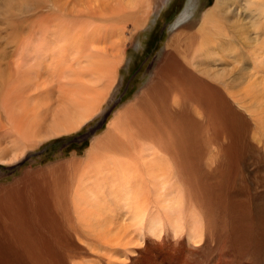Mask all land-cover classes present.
Segmentation results:
<instances>
[{"label":"bare ground","instance_id":"bare-ground-1","mask_svg":"<svg viewBox=\"0 0 264 264\" xmlns=\"http://www.w3.org/2000/svg\"><path fill=\"white\" fill-rule=\"evenodd\" d=\"M37 2L39 7L43 5L46 15L33 20L29 34L18 35L12 31L13 35L7 41L13 44L12 48L0 50V164L4 165L18 163L26 150L44 140L77 131L96 114L106 91L116 80L117 66L124 53L122 33L127 23L135 30L147 24L154 13L156 0ZM26 3L33 4L28 0ZM55 14L57 16L54 18ZM178 35L165 46L163 61L137 100L116 114L107 130L85 150L83 157L67 162V166L77 171L74 183L68 185L70 187L65 186L61 178L54 182L56 177L62 176L56 171L64 168L66 162L63 161L46 167L44 171H25L20 179L23 187L17 189L31 192V196L34 191L35 194L41 191L39 180L44 174V187L52 178L45 192L42 189V195L37 193L40 195L36 197L37 200L31 196L27 199V195V200L22 201L19 194L14 195L16 198L8 195L0 199V222L3 226L6 224L4 231L7 235L20 231L21 237L11 245L9 242L3 245L0 241V263L7 264L6 256H12L11 251L20 260L21 255L30 259V252H38L35 242L29 240L33 239L29 236L31 234L18 228L23 225V218L31 217L34 220L36 209L42 207L47 213L60 214L65 221H69L72 211L78 222L75 227L66 224L63 229L67 233L70 234L73 229L79 232L76 228L87 229V233L99 237V243L108 250L113 251L117 245L120 246L121 249L117 251L121 255L132 251L129 250L132 249L130 246L136 244L137 239L129 237L125 230L121 232L120 228L108 231L107 227L116 221L113 212L116 211V215L120 213L122 218L121 214L129 218V223L125 221L126 225L129 224L136 232L138 239L144 233L143 228L155 238L161 236L168 225L177 222L180 225L185 218L181 195L175 196L181 181L180 172L176 167L172 168L170 161L174 159L169 160L166 151L172 147L181 148L178 146L180 141L186 142L188 148L190 145L194 148L196 139L193 131L204 123L213 132H221L228 140L230 135L223 130L222 121L217 118L222 117L229 124L232 115L236 114L233 111L242 113L245 109V101L259 100L262 94L259 86L264 73V60L259 52L261 45L264 47V43L260 45L264 40V0H215L204 13L197 35L184 42L185 51L178 46ZM233 41L239 49L230 47V43H235ZM250 51L252 56L244 58L246 52ZM246 59L249 65H244ZM230 67L233 68L229 70ZM201 77L209 82L220 80L219 85L210 88L209 84H204L206 81H201ZM231 87V92H228ZM182 101L188 103L186 107ZM157 108L160 114L153 113ZM216 109L218 116L214 115ZM195 110L199 116L201 110L206 111L204 121L195 119ZM191 111L195 114L193 117ZM143 117L145 122L149 121L155 127L145 131V134H134V141L132 134L128 133V125L132 120L140 121ZM223 125L226 127L227 123ZM164 130L169 137L163 135ZM140 136L144 138L140 139ZM193 156L198 158L196 153ZM55 173L59 175L55 176ZM23 203L25 208L28 207L27 212L23 208L24 215L21 212ZM68 205L70 212L66 208ZM42 216L45 217L44 213ZM194 227H189L187 231L188 240L192 238L193 242V238H197V241H201V235L194 231ZM16 238H19L18 234ZM146 261L148 264H164L163 259L150 261L147 257Z\"/></svg>","mask_w":264,"mask_h":264},{"label":"rangeland","instance_id":"rangeland-1","mask_svg":"<svg viewBox=\"0 0 264 264\" xmlns=\"http://www.w3.org/2000/svg\"><path fill=\"white\" fill-rule=\"evenodd\" d=\"M26 1L0 0V43L2 44V46L0 45V50L6 51L12 48L13 44L7 42L9 36L13 35L12 31L18 35L29 34L32 31L31 24L33 20H38L41 16L46 15L45 8L43 5L39 7L38 0H28L36 5H29ZM48 1L52 2V0ZM214 1L156 0L153 6L154 13L150 15L147 24L135 30L130 23H127V28L122 33L124 53L122 52V61L117 66L116 80L110 90L106 91L105 98L96 114L77 131L44 140L34 148L26 150L24 156L13 166L0 164V199L8 197V195L13 197L18 194L19 199H22V201L31 197L38 198V196L42 195V189L45 192V187L51 184L52 178H50V182L46 183L44 187V174L39 180V187H42L41 191H36V194L34 191V194L31 196V192L27 193V191L17 189L20 186L23 187L22 184L24 183L20 179L25 171H38V169L44 171L46 167L63 161L66 162V165L63 164V167L67 169L64 170L62 167L63 172L62 170L56 171L60 175L62 174V176L56 177L54 182L61 178L60 181H64L65 186H71L76 178L75 175L77 176V171L70 165L67 166V162L77 160L79 159L78 157H83L85 150L95 138L107 130L116 114L137 100L139 95L148 86L158 65L163 61L162 55L165 52V46L177 34L180 37L178 39V46H180V50L185 51L184 42L197 35L203 15L212 7ZM158 5L160 7L156 8ZM56 16L57 14L53 17L55 18ZM11 26L14 28L12 29ZM262 36L264 39V35ZM4 41H6V44ZM263 43L264 40L260 42V45ZM3 44L9 46L6 47ZM230 45L233 49H239L236 42L234 44L230 43ZM259 52L264 60V47L262 45ZM246 53L245 57L243 56L244 58L252 56L251 51ZM235 63L239 64L237 61ZM249 64L250 62L247 59L244 60V65ZM232 68L230 67L229 70ZM247 76H249V73ZM200 79L201 81H208L206 78L201 77ZM261 81L262 83L259 87L262 94L259 95V100L257 99L259 104L257 105L256 100L248 99L245 101V109L242 110V113L245 115L244 117L239 116L241 112L233 111L236 114L232 115L229 124L222 117H220L221 119L217 118L219 121H222L223 130H226V133L230 135L228 137L229 144L221 132H213L214 130L212 131V128L208 127L207 123H204L193 131L194 138L196 139V146L194 148L191 145L188 148L186 142L182 143L180 141L178 146H182L181 148L172 147L171 149H167L166 152L169 154L167 158L169 160L171 158L174 159V161H170L172 168L176 167L180 172L181 181L178 183V190L175 196L181 195L183 214L189 220L183 218L180 221V225L178 224L179 222L168 225L167 229H164L166 231L161 236L155 238L149 231L143 228L142 233H144L138 239L136 232L129 227V224L126 225L129 223V218L121 214L123 215L122 218L119 216L120 213L116 215V211L115 213L113 212L112 216L116 217L114 218L116 221H114V225L112 224L111 227H107L108 231L111 232L110 230H114V228H120L121 232L125 230L129 237L137 239L136 244L130 246L132 249L129 250L132 251L121 255L117 251L121 249L120 246L117 245L113 251L108 250L102 243H99V237L97 238L94 235L92 237V235L87 233V229L76 228L79 232L73 229L70 231V234L69 232L67 233L63 227L66 228V224L68 223L75 227L78 222L77 216L71 211L70 205L66 207L69 209V212L71 211L69 221H67L68 219L66 221L62 219L60 214L58 216L53 215V213H47L46 209L42 207L36 209L37 211L35 210L37 216L33 217L34 220L31 217L26 218L24 216L25 218L22 221L24 223L18 228L31 234L29 236H32L33 239L29 240L35 242V248L38 252L35 254L30 252L32 254L29 256L30 259L28 256L21 255L22 259L20 260L11 251L10 255L12 256L7 257L5 254L7 264H146L147 257L150 261L163 259L164 264H264V73H262ZM206 82H204L206 86L209 84L210 88H215L216 84L219 85L220 80L218 82L213 80ZM232 87L228 92H231ZM256 90L259 93L258 86ZM223 93L225 94V92ZM182 103L184 106L188 104L185 101H182ZM255 104L261 107L258 108ZM233 108L236 109L235 105H233ZM154 110L155 112L153 113L160 114L161 112L158 108ZM205 112L201 110L199 116L196 111L195 119L204 121ZM193 115L195 114L191 111V116L193 117ZM214 115H219L217 109ZM199 120L198 122H200ZM100 122L102 123L99 124ZM225 122L227 123L226 127L223 125ZM171 125L169 124L168 126ZM154 127L155 125L153 126L149 121L145 122L143 117L140 121L132 120L130 122L128 133L129 135L132 134L133 139L135 137L134 134L140 135L150 128L154 129ZM91 129H94L92 130L93 132H91ZM216 130H219V128H216ZM174 133L175 135L177 134L176 129ZM85 134L87 136L82 139V136ZM163 135L169 137L165 130ZM139 138L143 139L144 137L140 136ZM135 139L133 140L136 141ZM137 142L138 145H141L139 140ZM227 145L230 147H227ZM177 153L180 154L177 155ZM195 153L198 158L193 156ZM170 154L174 155L171 156ZM176 161L178 162L175 164L178 166L173 163ZM45 173L50 172L45 171ZM57 173H55V176L59 175ZM66 181L67 183H65ZM39 187L37 190H39ZM47 189L49 190V188ZM37 193L40 195H37ZM26 196L28 197L27 199ZM23 205L22 214L25 212L24 209L26 212L28 210V207L25 208L24 203ZM150 209L152 210V208ZM185 209L186 211H184ZM43 213L45 217L42 216ZM51 215H53V218H50ZM199 216L204 217L199 218ZM125 221L128 222L126 223ZM120 223L123 224L124 228ZM197 223L198 225H196ZM4 226L0 222L1 243L3 245H6L8 242L10 245L13 242L17 243L21 238L20 231L7 235L3 229ZM191 226L194 227L195 232L200 233L201 237L199 239L201 241H197V238H193V242L191 241L192 238L188 240L187 231L192 228ZM179 233L181 234L179 235ZM17 234L19 238H16ZM190 241L192 243H189ZM191 244L193 247H191ZM116 256H118L117 260ZM14 257L15 260H13Z\"/></svg>","mask_w":264,"mask_h":264},{"label":"water","instance_id":"water-1","mask_svg":"<svg viewBox=\"0 0 264 264\" xmlns=\"http://www.w3.org/2000/svg\"><path fill=\"white\" fill-rule=\"evenodd\" d=\"M101 123H102V122H100L99 124H101ZM92 130H94V129H91V132H93ZM86 136H87L86 134L83 135V136H82V139H84Z\"/></svg>","mask_w":264,"mask_h":264},{"label":"crops","instance_id":"crops-1","mask_svg":"<svg viewBox=\"0 0 264 264\" xmlns=\"http://www.w3.org/2000/svg\"><path fill=\"white\" fill-rule=\"evenodd\" d=\"M239 116L244 117L245 115L243 113L239 114Z\"/></svg>","mask_w":264,"mask_h":264},{"label":"trees","instance_id":"trees-1","mask_svg":"<svg viewBox=\"0 0 264 264\" xmlns=\"http://www.w3.org/2000/svg\"><path fill=\"white\" fill-rule=\"evenodd\" d=\"M210 7V6H209Z\"/></svg>","mask_w":264,"mask_h":264}]
</instances>
